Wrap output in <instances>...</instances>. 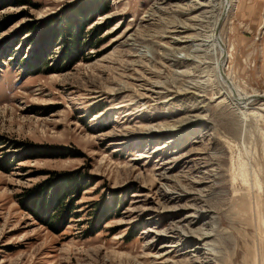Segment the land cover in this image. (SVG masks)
Segmentation results:
<instances>
[{"label": "rangeland", "instance_id": "1", "mask_svg": "<svg viewBox=\"0 0 264 264\" xmlns=\"http://www.w3.org/2000/svg\"><path fill=\"white\" fill-rule=\"evenodd\" d=\"M211 1L0 0V264H264V100L187 48ZM229 1L222 72L264 94V0Z\"/></svg>", "mask_w": 264, "mask_h": 264}, {"label": "bare ground", "instance_id": "2", "mask_svg": "<svg viewBox=\"0 0 264 264\" xmlns=\"http://www.w3.org/2000/svg\"><path fill=\"white\" fill-rule=\"evenodd\" d=\"M211 2L212 3L206 4V6L211 7L210 12L212 11L214 12V10L218 8V6H222L223 13L225 14L228 8L230 7L229 0H221V3H216L214 1L215 4L213 3V1ZM221 14H222V11L220 14H217L216 16L214 15L215 18L209 20L208 22L209 26L207 27V30H205L203 33H201L202 31L197 32L196 35L198 37L197 38L198 42H193V43L191 42L190 46L187 48L189 49V51L194 52L195 53L194 56L198 57L201 61L210 59L212 55H216V54L220 55V58L217 59V61L215 60L216 61L215 70L217 71L215 72L217 73V77H218L217 79H219L220 82L228 86L229 92H231L230 94L233 96V99H235V102L241 105H246L250 101V99L261 98V100H263L264 94H260V93H252L248 95L246 94L243 96L245 98L237 95L235 93L234 87L231 85L232 82L230 81L229 76L224 75L222 72L224 69V65H225L226 50H225V46L223 44L222 39L218 35V31H216L217 26L219 22L221 21ZM224 14H222V16ZM211 17L212 15L209 16V18ZM199 36L201 38H199Z\"/></svg>", "mask_w": 264, "mask_h": 264}, {"label": "trees", "instance_id": "3", "mask_svg": "<svg viewBox=\"0 0 264 264\" xmlns=\"http://www.w3.org/2000/svg\"><path fill=\"white\" fill-rule=\"evenodd\" d=\"M14 3L17 4H28L29 0H14ZM84 21L82 23V26L84 25ZM73 179V178H72ZM73 182V180H71ZM69 183V181H68ZM56 186H48L46 184L43 185V187H40L39 190L36 192V190H34L33 193L29 194V195H33V198H31L32 200H34V197L40 195L44 192V191H48L51 190V196L50 199L48 200V202L46 201V198H44V201H42L41 208L45 207V213L47 215V222L50 220H53L55 218V216L57 215V211L58 212H62L66 207V203H62L64 202V187L62 188V184H55ZM47 189V190H46ZM33 191V190H32ZM30 196H28L29 198ZM56 225V224H55Z\"/></svg>", "mask_w": 264, "mask_h": 264}, {"label": "water", "instance_id": "4", "mask_svg": "<svg viewBox=\"0 0 264 264\" xmlns=\"http://www.w3.org/2000/svg\"><path fill=\"white\" fill-rule=\"evenodd\" d=\"M264 100V99H263Z\"/></svg>", "mask_w": 264, "mask_h": 264}]
</instances>
